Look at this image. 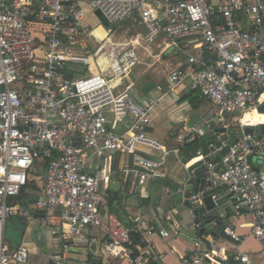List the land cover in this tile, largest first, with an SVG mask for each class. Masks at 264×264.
Instances as JSON below:
<instances>
[{
    "label": "built area",
    "instance_id": "built-area-1",
    "mask_svg": "<svg viewBox=\"0 0 264 264\" xmlns=\"http://www.w3.org/2000/svg\"><path fill=\"white\" fill-rule=\"evenodd\" d=\"M160 2L158 8L150 0H0V264H26L25 247L6 253L4 227L10 217L30 221L31 210L43 212L37 222L49 229V264H67L61 248L82 240L89 226L103 233L106 255L123 254L129 264H147L151 248L145 244L132 256L131 229L111 210L101 183L109 178L108 152L114 151L131 157L123 170L128 195L148 176L164 175L161 159L169 151L146 131L151 105L138 102L123 82L140 62L137 45L151 44L159 34L172 46L187 40L202 49L182 67L169 70V77L174 84L188 80L191 89L216 106L218 122L230 115V124L241 131L218 160L206 163V175L232 194L236 209L246 210L250 235L264 243V176L247 162L248 155L264 150V129L246 134L245 127L255 126L241 120L264 104V0ZM81 3L108 22L101 40L87 41L96 27L84 25ZM134 12L143 34L123 43L110 41L109 33ZM108 45L115 56L108 53ZM71 69L80 73L69 77ZM122 122L127 128L118 133L115 128ZM196 133L191 127L177 140L188 143ZM218 140L215 152L226 144L220 135ZM138 146L160 157L145 156ZM91 155L100 160L95 173L87 170ZM36 167L44 168L43 197L29 205L9 204ZM154 233L168 235L160 226H148L145 234ZM223 233L236 250L232 259L247 264V254L239 249L241 236L230 226ZM225 259L215 250H195L175 264H222Z\"/></svg>",
    "mask_w": 264,
    "mask_h": 264
},
{
    "label": "crops",
    "instance_id": "crops-1",
    "mask_svg": "<svg viewBox=\"0 0 264 264\" xmlns=\"http://www.w3.org/2000/svg\"><path fill=\"white\" fill-rule=\"evenodd\" d=\"M150 2L158 8L161 7L160 0H150ZM80 7L84 16H86L87 10L95 13L85 3H81ZM95 17L98 18V16ZM89 18L85 22L84 17L85 26H90L92 20ZM132 18H136V23H139L138 13ZM106 22L103 21L105 24ZM97 27L106 29V25L100 22L96 25ZM143 31L141 26V31L138 33L140 35L137 36H141ZM90 37L92 38L91 35ZM157 39L160 41L155 44ZM185 43L188 44V48L184 47ZM152 47L157 48L158 53L152 54ZM139 48L147 51L150 60L140 61L141 63L139 62L133 68L131 73L123 79V82L125 85L131 86V92L138 102L151 105V117L146 131L169 151L161 159L160 169L164 175L162 177L148 176L142 184L137 186L133 195H128L125 182V176L128 174L123 170L126 164L131 163V157L123 152L114 151L108 152L111 157L109 178L101 183L102 191L110 195L109 202L114 212L118 215L121 212L124 215L127 221L126 225L134 236L133 239L139 238V242H134L132 239L134 242L133 252L137 256L146 244L152 252L149 259L158 260L161 264H175L180 257L190 255L195 250L201 253L215 250L226 256L222 264H236L232 259L236 253L232 240L223 233V227L230 226L242 238L239 249L247 254V264H264V243L256 241L250 235V218L246 210L236 209L233 203L230 210L221 211L216 217L217 226H211L206 233H199L200 226L195 224L189 215L184 213L182 215L181 208L175 205L180 200L179 194H170L165 184L166 179L174 180L183 168L188 167L197 159L193 156L188 161L192 146H188L189 143L181 144L177 140V136L187 132L191 127L197 129L202 127L208 132L211 130L210 122L217 117L216 106L201 97L198 91L191 89L188 80L174 84L169 77V70L182 67L189 55L198 56L202 49L193 47L192 43L187 40L180 41L178 46H172L171 40L164 34H159L151 44L141 41L140 45H137L138 55ZM170 48L173 49L169 51ZM105 73L110 72L105 70ZM231 121L230 115L225 116L224 122L219 121L214 128H225L223 127L224 123L230 124ZM258 124L261 123L252 125L256 127ZM259 127L260 130L264 129ZM126 128V123L122 122L116 126L115 131L122 133ZM225 129L226 132L220 134L224 140L229 137L228 132L236 128L231 123ZM195 145L198 148H203L200 140ZM137 149L150 158L158 159L160 157L158 152L150 148L138 146ZM252 156L254 159L251 166L259 175L264 176V150L254 151ZM99 164V158L91 155L87 170L95 173ZM43 173L44 168H34L30 180L35 182L36 187L26 188L18 203L15 202L16 197L11 202L14 205H20L21 197L37 196L42 198L43 184L40 178ZM31 212L33 218L30 221L19 216L7 219L4 227L6 253L19 247H25L28 251L26 264H49L52 253L49 229L37 222L43 212L34 210ZM150 225L162 227L168 232V235L160 236L158 233L146 235L145 231ZM84 235L85 237L75 245L61 248L67 264H129L128 258L123 254L112 257L104 253L102 247L104 235L98 227L85 228ZM216 260L219 262L220 259ZM207 262L211 261L207 260Z\"/></svg>",
    "mask_w": 264,
    "mask_h": 264
},
{
    "label": "water",
    "instance_id": "water-1",
    "mask_svg": "<svg viewBox=\"0 0 264 264\" xmlns=\"http://www.w3.org/2000/svg\"><path fill=\"white\" fill-rule=\"evenodd\" d=\"M95 14L99 15L98 11ZM173 48H170L171 51ZM259 113H264V104L258 107ZM219 123L217 118L210 122L211 130L206 132L202 127L197 129L195 138L189 144L200 140L203 148L196 150L195 157L200 155L204 156V160H196L188 167L183 168L174 180L166 179L165 184L168 187L170 194H179L180 200L175 205L181 208V214L189 215L190 219L200 226L199 233H206L208 228L211 227L212 221L218 217L221 211L227 212L233 204L231 193L224 186H215L211 180L207 178V164L210 161H215L228 150V147L233 144L235 138L241 135V131L234 129L229 131V137L225 141V145L215 152V149L221 145L218 136L226 132L225 128L216 129L214 126ZM264 128V125H261ZM252 127H245L244 133L251 134ZM213 153V154H212ZM191 157L188 161H190ZM253 156H247V162L252 163ZM38 199L37 196L29 198L21 197L19 204L25 205L26 203L34 202ZM183 215V214H182ZM119 217L126 224L127 221L124 215L120 212ZM147 264H161L158 260L149 259Z\"/></svg>",
    "mask_w": 264,
    "mask_h": 264
},
{
    "label": "rangeland",
    "instance_id": "rangeland-1",
    "mask_svg": "<svg viewBox=\"0 0 264 264\" xmlns=\"http://www.w3.org/2000/svg\"><path fill=\"white\" fill-rule=\"evenodd\" d=\"M136 15H137L136 12H134L132 14V16H134V17ZM95 16H98V18L96 19ZM132 16L130 17L131 19L128 18L129 20H126L123 23L118 24L117 26L114 27V29L108 35V39L110 41H112L114 43H123L125 41H128L132 37L140 35L138 33H140V31H141V26H140L139 23H136V21H135L136 18H132ZM88 18L92 20L90 26H88L90 28L96 27L98 22L102 23L103 25H106L108 23V22H106V24L103 23V21H106V19H105V17L102 14H99V15H97L95 13L93 14V12H89V10L86 11V16H85V19H84L85 22H87ZM90 35L93 38H96L95 40L97 41V39L100 40L101 38H103L106 35V31H105V29L103 27H97V28H95L92 31V33ZM86 39L89 42V38L86 37ZM159 41H160V39H157L155 44L157 42H159ZM108 47H109V45H108ZM157 51H158L157 48L152 47V54L158 53ZM108 53L113 57V56H115L116 52L115 51L112 52L111 51V47H109V52ZM139 56H140V61L141 62L150 60V56H148L147 51L143 50L142 48H139ZM94 61H95V65H96L97 60L95 59ZM96 67H97V65H96ZM38 166H41V165L37 164V167ZM13 199H14V197L13 198H9L8 199V203L9 204H13L11 202Z\"/></svg>",
    "mask_w": 264,
    "mask_h": 264
},
{
    "label": "trees",
    "instance_id": "trees-1",
    "mask_svg": "<svg viewBox=\"0 0 264 264\" xmlns=\"http://www.w3.org/2000/svg\"><path fill=\"white\" fill-rule=\"evenodd\" d=\"M109 26V24H106V27H108ZM206 53H204V55H205ZM80 72H78V71H76L75 69H71V70H69V73L67 74V76H69V77H71V76H73V75H75V74H79ZM255 128V130H260V127L259 126H257V127H254ZM198 141V140H197ZM196 141V142H197ZM196 142H194V143H192V144H188V143H190V142H188V143H186V144H188V146H192V150L190 151V155H189V158H191V157H193V156H195V153H196V150L198 149V147H196ZM203 145V144H202ZM183 148H184V146H183ZM140 152V151H139ZM141 153V152H140ZM142 154V153H141ZM144 155V154H143ZM43 165H45V164H43ZM35 188L36 186H35V182L33 181V180H28L27 181V183H26V185L23 187V189L21 190V192H20V194L16 197V200H15V202H17L18 203V201H19V198H20V196H21V194L23 193V191L26 189V188ZM108 195H109V193H108ZM109 201H110V195H109ZM110 205H111V203H110ZM111 210L112 211H114L113 209H112V207H111ZM216 219V218H215ZM130 236H131V239H133L134 238V236H133V234L132 233H130ZM134 240V242L136 241V242H139V238L138 237H136V239H133ZM133 242V243H134ZM133 250V249H132ZM132 256L134 257V256H136V253L135 252H133L132 253Z\"/></svg>",
    "mask_w": 264,
    "mask_h": 264
},
{
    "label": "bare ground",
    "instance_id": "bare-ground-1",
    "mask_svg": "<svg viewBox=\"0 0 264 264\" xmlns=\"http://www.w3.org/2000/svg\"><path fill=\"white\" fill-rule=\"evenodd\" d=\"M87 37H90V34L87 35ZM242 122L247 124H256V123H264V113H258L257 111H250L246 112L242 118Z\"/></svg>",
    "mask_w": 264,
    "mask_h": 264
}]
</instances>
